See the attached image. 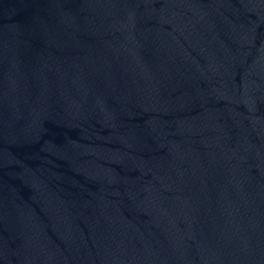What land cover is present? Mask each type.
<instances>
[{"label": "water", "instance_id": "obj_1", "mask_svg": "<svg viewBox=\"0 0 264 264\" xmlns=\"http://www.w3.org/2000/svg\"><path fill=\"white\" fill-rule=\"evenodd\" d=\"M0 264H264V0H0Z\"/></svg>", "mask_w": 264, "mask_h": 264}]
</instances>
